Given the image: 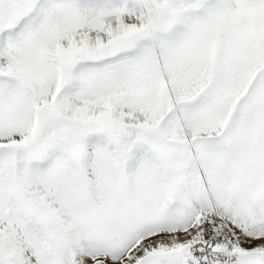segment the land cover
<instances>
[{"label":"snow or ice","instance_id":"6c2138e0","mask_svg":"<svg viewBox=\"0 0 264 264\" xmlns=\"http://www.w3.org/2000/svg\"><path fill=\"white\" fill-rule=\"evenodd\" d=\"M0 264H264V0H0Z\"/></svg>","mask_w":264,"mask_h":264}]
</instances>
